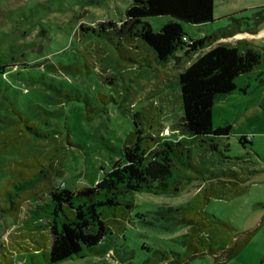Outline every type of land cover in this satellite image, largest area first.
<instances>
[{"label":"trees","instance_id":"trees-1","mask_svg":"<svg viewBox=\"0 0 264 264\" xmlns=\"http://www.w3.org/2000/svg\"><path fill=\"white\" fill-rule=\"evenodd\" d=\"M252 15L254 18L228 16L236 26L242 20L246 29L232 26L191 38L182 24L213 21V0H131L123 19L118 22L104 20L95 25L79 24L75 34L88 52L89 61L85 59L83 64L87 73L90 67H96L89 66L92 59L100 68H109L114 62L133 70L169 64L178 69L173 83L178 87L181 116L174 130L180 138L170 140L158 132H145L135 114L134 129L129 142L121 149V158L94 185L71 191L50 184L53 161L64 149L63 142H50L59 134L63 141L70 142L65 125L50 127V117H58L60 111L43 110L40 119L46 128L40 130L37 123L10 106L0 120V152L16 147L19 137L25 139L22 142L35 146L33 149L18 147L23 158L14 162L9 177L0 188V217L15 219L22 203L31 202L30 219L26 223L33 230L29 237L32 245L31 250L23 248L21 264H60L89 255L108 254L113 264H128L131 255L121 254L114 248V237L125 228L134 207L127 197L141 192L177 195L193 179H201L202 183L186 205L171 209L175 222L168 227L170 230L175 226L185 227L186 232L178 243L150 252L142 264H190L193 259L205 255L212 256L216 264H223L242 251L264 224V214L255 227L239 230L206 212L203 206L212 197L238 195L260 172L248 156L222 155L229 150L227 140L231 136V125L224 123L213 127L212 124L214 102L233 92L245 93L236 79L254 72L264 62V54L253 46L227 42L234 34H255L263 27L262 7L255 8ZM158 16L168 20L154 31L148 19ZM54 67L66 73L80 72L75 64ZM262 75L264 73H259L255 79L258 84L264 83ZM96 80L113 88L127 86L125 77L114 71L110 76L98 74ZM48 88L52 91L48 100L61 106L66 102L84 101L88 118L105 112L109 103H116L113 95L100 90L95 98L102 104L93 107L86 93L52 85ZM237 142L252 151V140L247 135H238ZM38 144H42L41 148H36ZM193 148H203L212 157L219 154L220 161L212 166L216 169L196 163ZM190 171L200 177H193ZM44 193L47 198L40 199L38 196ZM10 253L0 244V264H14ZM260 264H264V257Z\"/></svg>","mask_w":264,"mask_h":264},{"label":"rangeland","instance_id":"rangeland-1","mask_svg":"<svg viewBox=\"0 0 264 264\" xmlns=\"http://www.w3.org/2000/svg\"><path fill=\"white\" fill-rule=\"evenodd\" d=\"M130 3L131 0H0V120L13 106L43 130L46 126L40 119L42 111H60L58 117H50V127L65 125L70 142L63 141L60 134L50 142H63L64 145L60 157L53 161L52 186L75 191L99 181L121 158V149L129 142L134 129L135 114L145 132H158L161 137L170 140L180 138L174 130L181 116L178 87L173 83L178 69L169 64L133 70L128 65L114 62L109 68H100L93 57L89 66L96 67H90L87 73L83 66L88 52L75 34L79 24L95 25L104 20L118 22L123 19ZM261 7L264 14V0H213V21L182 26L191 38H199L216 33L221 28L236 26L228 16L254 18V9ZM167 20L163 16L148 19L154 31L159 30ZM238 23L241 29H246L242 20ZM227 42L235 45L244 42L264 54V37L256 34L237 33ZM59 64H75L80 72H62L54 67ZM257 69L264 72V62ZM112 71L125 77L126 87L113 88L96 80L98 74L110 76ZM236 83L246 90L245 93L237 91L216 100L212 107V124L213 127L224 123L231 125V136L227 140L229 150L223 151L222 155L248 156L260 172L244 185L238 195L221 199L212 197L203 208L237 229L247 230L255 227L264 214V84L259 85L255 78L248 79V76H240ZM50 85L86 93L93 107L102 104L95 98L98 90L113 95L116 103H109L105 112L88 118L84 101L66 102L61 106L48 100V94L52 92L48 88ZM240 134L251 138L252 151L237 142ZM19 138L15 141L16 147L0 152V188L9 177L14 162L23 158L18 147H35L33 143L22 142L25 139ZM41 146L38 144L36 148ZM192 154L196 163L216 169L212 166L218 163L219 154L212 157L203 148L194 149ZM190 173L193 177H200ZM199 183H202L201 179H193L177 195L141 192L127 197L134 207L125 228L114 237V248L121 254L131 255L128 264H142L150 252L165 249L181 240L185 227L168 229L175 222L171 209L186 205L196 193ZM38 197L46 199L47 194ZM31 209V202L24 201L15 219L0 217V244L11 252L14 264L23 262L20 256L25 253L23 248L31 250L29 237L33 235V230L26 223ZM262 256L264 224L242 251L223 264H259ZM60 264H113V259L109 254L89 255ZM190 264L216 263L212 256L205 255L193 259Z\"/></svg>","mask_w":264,"mask_h":264},{"label":"crops","instance_id":"crops-1","mask_svg":"<svg viewBox=\"0 0 264 264\" xmlns=\"http://www.w3.org/2000/svg\"><path fill=\"white\" fill-rule=\"evenodd\" d=\"M256 35H259V36H261V37H264V26L262 27V28H260V30L258 31V33H255ZM259 73H264L263 72V70H259V69H256L254 72H252V73H250V74H248V75H243V76H248V79H251V78H255L256 79V77H257V75L259 74ZM262 76H264V75H262ZM247 83V82H246ZM258 83V82H257ZM264 83H261V84H259V85H263ZM248 85V84H247ZM246 85V86H247ZM238 86L240 87V88H243L240 84H238ZM244 94V93H243ZM262 257H264V256H262ZM262 257H261V259H262ZM261 259H260V261H261ZM259 264H260V262H259Z\"/></svg>","mask_w":264,"mask_h":264}]
</instances>
